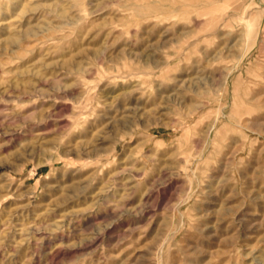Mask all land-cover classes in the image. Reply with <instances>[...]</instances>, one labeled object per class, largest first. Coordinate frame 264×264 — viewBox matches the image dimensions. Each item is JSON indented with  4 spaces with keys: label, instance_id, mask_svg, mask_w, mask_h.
<instances>
[{
    "label": "rangeland",
    "instance_id": "374dc122",
    "mask_svg": "<svg viewBox=\"0 0 264 264\" xmlns=\"http://www.w3.org/2000/svg\"><path fill=\"white\" fill-rule=\"evenodd\" d=\"M0 264H264V0H0Z\"/></svg>",
    "mask_w": 264,
    "mask_h": 264
}]
</instances>
